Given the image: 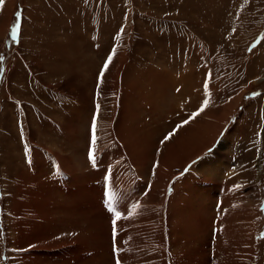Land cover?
Masks as SVG:
<instances>
[{"label": "rangeland", "instance_id": "1", "mask_svg": "<svg viewBox=\"0 0 264 264\" xmlns=\"http://www.w3.org/2000/svg\"><path fill=\"white\" fill-rule=\"evenodd\" d=\"M229 104L159 192L160 154ZM0 264H264V0H2Z\"/></svg>", "mask_w": 264, "mask_h": 264}, {"label": "bare ground", "instance_id": "2", "mask_svg": "<svg viewBox=\"0 0 264 264\" xmlns=\"http://www.w3.org/2000/svg\"><path fill=\"white\" fill-rule=\"evenodd\" d=\"M230 108H231V104H229V106L226 107L222 111L220 116L217 117V115H216V116H213L211 119H205V122L203 120L204 123L202 125H200V124L196 125L195 124L196 125V129H195L196 131L194 133L192 132L190 137H188V138H182L181 137L179 140H177L176 143H174L172 145H168L164 149V151L161 153L162 155L160 154V156H159L161 158L158 159L159 165H157V168L155 171L156 174L154 176L156 187H157V190H159V192L162 191L160 188L164 187L166 185V183L168 184L171 175H173L174 168L182 169L185 165L188 164V162L190 160L194 159L197 156V154L201 153L202 151L204 152V150L207 147H210L213 144V142L216 139V135L220 130V126H219L220 124L219 123L221 120L224 119V117L227 115L229 110H231ZM119 110H120V108H119ZM121 117H122V114H121ZM121 117L119 116V118H121ZM122 120H124V119H122ZM117 125H116V127H117ZM192 129L194 130V128H192ZM118 133H120L119 137H121V139L123 140V141L122 140L121 141L124 143L126 150H128L129 153L131 151V155H133L135 157V160L137 162V169L141 168L138 164H141V166H142L146 162V158H145V155L143 153L142 147L137 146L138 144L135 143L134 139L126 137L127 131H126L125 126L120 127V129L118 130ZM63 170H65V171L69 170L68 165L65 162H64ZM200 179H201V177H200ZM187 182L188 181H186V178L184 180H182L183 187ZM199 182H200V180H198L194 183L197 185ZM184 193L188 196V199H187V204L184 206L183 209H180V212H179V214L182 216L181 221H185L184 217H186V213H190V211H196V213L199 212V208H197L198 206L196 207V205L193 203V199L195 197L198 198V197L203 196L202 191L199 189L194 194L193 189H192V185H190V184ZM228 197H229V195L228 196L224 195L225 206H226V204L227 205L229 204L228 207L231 208V206H233L234 208H237L234 198H232L231 195H230V198H228ZM39 206H41V205H39ZM39 211H40V209H39ZM196 213L192 212V215H195ZM190 217H192V216H190ZM193 219H195V218L192 217V220ZM181 226H182V223L179 225V227H181ZM225 227H226L225 228L226 231L224 234V236H225L224 240L225 241L223 244L227 248L229 246V241H232L231 244L233 245L235 242V239H234V237L232 238V236H231L232 233H231V230L229 229V226L227 225ZM39 228H41V227H39ZM39 230H41V229H38V231ZM31 248L37 249V247H31Z\"/></svg>", "mask_w": 264, "mask_h": 264}, {"label": "snow or ice", "instance_id": "3", "mask_svg": "<svg viewBox=\"0 0 264 264\" xmlns=\"http://www.w3.org/2000/svg\"><path fill=\"white\" fill-rule=\"evenodd\" d=\"M0 3H2V0H0ZM111 61H112V55L110 54L109 57L107 58L106 62L104 63L102 69H101V75H100V79H101V81H102V79H103V73H104V71L107 70V68H108L109 64L111 63ZM204 104L206 105V104H207V101H204ZM203 111H204V108L202 107V108H200L197 112L193 113V114H192L193 119H194L195 117L199 116L200 113L203 112ZM185 123H187V121H185ZM180 126H183V125H180ZM93 127H95V125H93ZM178 127H179V126H178ZM174 134H175V131H173L172 133H169V134L164 138V141H161V143H164L165 141H167L168 139H170ZM93 143H95V141H93ZM91 158L94 160V156L91 157ZM116 217H117V219H119V218H120V214L117 213V214H116Z\"/></svg>", "mask_w": 264, "mask_h": 264}]
</instances>
